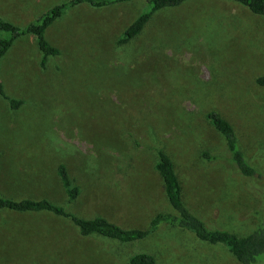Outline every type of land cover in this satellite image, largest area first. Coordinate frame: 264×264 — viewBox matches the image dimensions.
<instances>
[{"label":"rangeland","instance_id":"obj_1","mask_svg":"<svg viewBox=\"0 0 264 264\" xmlns=\"http://www.w3.org/2000/svg\"><path fill=\"white\" fill-rule=\"evenodd\" d=\"M68 1L0 0V19L23 28ZM144 8L142 0L68 4L44 31L59 51L44 67L32 35L14 39L0 58L7 97L0 95V195L44 198L79 217L146 228L169 209L154 169L161 149L183 203L207 228L242 236L264 226V85L255 83L264 74V16L230 0H187L119 43ZM8 98L22 103L12 108ZM209 111L232 125L262 178L234 168ZM59 163L79 187L69 203ZM136 252L156 264H238L224 245L168 225L119 242L81 237L47 212L0 209V264H127ZM251 264H264V253Z\"/></svg>","mask_w":264,"mask_h":264},{"label":"trees","instance_id":"obj_2","mask_svg":"<svg viewBox=\"0 0 264 264\" xmlns=\"http://www.w3.org/2000/svg\"><path fill=\"white\" fill-rule=\"evenodd\" d=\"M84 0H69L52 6L33 22L21 28L11 22L0 19V32L7 36L0 38V58L6 53L14 39L20 35L30 34L34 37L41 52L40 65L44 67L48 56L58 54V49L52 46L44 37L45 29L62 13L68 4L74 5ZM94 7H101L129 0H85ZM145 8L127 25L118 42L125 43L136 37L144 28L151 17L162 9L177 7L187 0H142ZM238 3L255 15L264 16V0H230ZM258 85H264V74L255 79ZM0 95L5 96L0 82ZM10 107L17 108L22 101L8 98ZM206 117L212 127L221 135L225 148L229 153V160L240 175L262 178V175L251 166L237 146L236 135L232 125L215 111H209ZM201 157L212 160L215 157L207 152H201ZM154 169L161 178L162 190L166 197L169 209L157 212L150 219L146 228H122L116 223L101 215L89 218L79 217L68 212L50 200L40 198L12 199L0 195V209L14 212H47L54 216L67 219L77 229L81 237L99 236L119 242H130L144 239L154 233L160 226L168 225L192 233L196 238L210 244L220 243L227 247L238 264H251L258 255L264 253V226L260 225L253 231L238 236L233 232L223 229H209L204 222L194 215L181 198V187L175 173L170 157L161 149L156 151ZM56 175L66 195L67 202L73 201L79 194V187L70 179L64 164L56 166ZM264 178V177H263ZM127 264H156L155 258L150 253L136 252L128 257Z\"/></svg>","mask_w":264,"mask_h":264}]
</instances>
